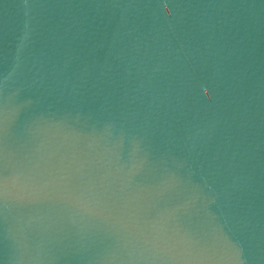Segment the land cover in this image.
Wrapping results in <instances>:
<instances>
[{
    "label": "water",
    "instance_id": "water-1",
    "mask_svg": "<svg viewBox=\"0 0 264 264\" xmlns=\"http://www.w3.org/2000/svg\"><path fill=\"white\" fill-rule=\"evenodd\" d=\"M0 264H264V0H0Z\"/></svg>",
    "mask_w": 264,
    "mask_h": 264
}]
</instances>
